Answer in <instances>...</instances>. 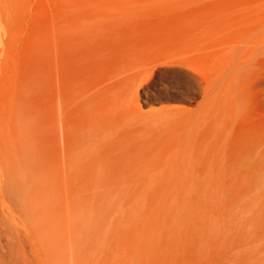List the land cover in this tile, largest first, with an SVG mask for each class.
<instances>
[{
  "label": "rangeland",
  "instance_id": "1",
  "mask_svg": "<svg viewBox=\"0 0 264 264\" xmlns=\"http://www.w3.org/2000/svg\"><path fill=\"white\" fill-rule=\"evenodd\" d=\"M96 263L264 264V0H0V264Z\"/></svg>",
  "mask_w": 264,
  "mask_h": 264
},
{
  "label": "bare ground",
  "instance_id": "2",
  "mask_svg": "<svg viewBox=\"0 0 264 264\" xmlns=\"http://www.w3.org/2000/svg\"><path fill=\"white\" fill-rule=\"evenodd\" d=\"M27 185V184H26ZM30 188V187H29ZM34 193H36V192H34ZM5 204V203H4ZM37 207H38V205H37ZM10 208H11V206H10ZM7 211H8V209H7ZM11 212H14V210L13 211H11ZM40 212V211H39ZM9 213H10V210H9ZM14 214H15V212H14ZM9 216H10V214H9ZM11 218V217H10ZM32 219V218H31ZM11 220V219H10ZM18 220V219H17ZM16 224H17V222H15ZM13 225H15L14 223H13ZM17 226H19V225H17ZM157 230V229H156ZM154 231V230H153ZM24 235H25V233H24ZM20 238V237H19ZM21 239V238H20ZM5 240V239H4ZM3 241V240H2ZM22 241V240H21ZM23 244H26L25 242H24V240H23ZM22 245V244H21ZM28 246L29 245H27V248H28ZM27 248H26V251H27ZM33 251V250H32ZM34 254V253H33ZM28 259V258H27ZM97 264V263H96Z\"/></svg>",
  "mask_w": 264,
  "mask_h": 264
}]
</instances>
